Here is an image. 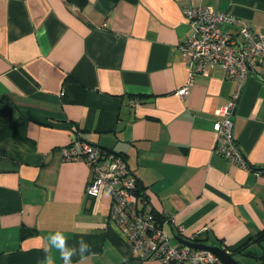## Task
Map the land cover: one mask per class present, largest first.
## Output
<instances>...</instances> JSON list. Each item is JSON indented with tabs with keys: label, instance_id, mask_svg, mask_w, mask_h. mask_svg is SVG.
<instances>
[{
	"label": "crops",
	"instance_id": "0c3cea01",
	"mask_svg": "<svg viewBox=\"0 0 264 264\" xmlns=\"http://www.w3.org/2000/svg\"><path fill=\"white\" fill-rule=\"evenodd\" d=\"M192 1L264 33V0H0V264H63L47 240L58 229L90 245L73 264H162L134 256L107 189L87 194V162L62 159L75 134L126 159L170 233L264 264V240L237 250L264 229V64L232 115L239 165L214 129L236 81L219 66L191 76L180 49Z\"/></svg>",
	"mask_w": 264,
	"mask_h": 264
},
{
	"label": "built area",
	"instance_id": "2783aa9c",
	"mask_svg": "<svg viewBox=\"0 0 264 264\" xmlns=\"http://www.w3.org/2000/svg\"><path fill=\"white\" fill-rule=\"evenodd\" d=\"M184 14L194 29L180 46L188 58L191 76L219 66L226 76L236 81V90L230 101L217 110L215 150L242 165L245 160L235 140L232 115L248 79L249 67L264 64V33L255 31L247 20L210 5H197L192 1L184 6ZM223 24L233 28L226 30ZM188 90L186 84L178 93L184 95ZM131 103L139 104L135 98ZM61 157L87 162L92 171V181L87 187L89 196H99L103 188L109 191L110 219L119 226L127 245L139 260L158 259L162 264H224L210 250L194 248L173 239L168 230L172 218L167 212L153 210L140 190L138 178L122 155L75 134L71 142L61 148Z\"/></svg>",
	"mask_w": 264,
	"mask_h": 264
},
{
	"label": "clouds",
	"instance_id": "9594fccd",
	"mask_svg": "<svg viewBox=\"0 0 264 264\" xmlns=\"http://www.w3.org/2000/svg\"><path fill=\"white\" fill-rule=\"evenodd\" d=\"M47 240L50 246L58 250L63 264H73L74 255L83 256L90 249L89 243L83 237L78 240L77 244L69 245L68 237L59 229L51 232Z\"/></svg>",
	"mask_w": 264,
	"mask_h": 264
},
{
	"label": "water",
	"instance_id": "95a60500",
	"mask_svg": "<svg viewBox=\"0 0 264 264\" xmlns=\"http://www.w3.org/2000/svg\"><path fill=\"white\" fill-rule=\"evenodd\" d=\"M250 68V67H249ZM251 69V68H250ZM95 144V143H94ZM106 150L115 152L114 150H111L105 146H102L100 144H96ZM256 169H259V167H256ZM172 237L175 241L194 247V248H199V249H206L214 252L222 261L224 264H244L241 260H239L236 257V254L238 253L237 251H229L227 250L226 247L218 244V243H206L202 241H196L191 238H187L176 231L172 230Z\"/></svg>",
	"mask_w": 264,
	"mask_h": 264
},
{
	"label": "trees",
	"instance_id": "16d2710c",
	"mask_svg": "<svg viewBox=\"0 0 264 264\" xmlns=\"http://www.w3.org/2000/svg\"><path fill=\"white\" fill-rule=\"evenodd\" d=\"M67 1L77 5L79 8H84L88 4V0H67ZM140 190H141V188H140ZM194 239L197 240L198 236H195ZM262 240H264V229L260 230L247 243H245L242 246L238 247L237 250L240 251V252L246 251V249H247L248 245L251 243V241H262ZM247 252L250 253V254L252 253L250 251H247Z\"/></svg>",
	"mask_w": 264,
	"mask_h": 264
},
{
	"label": "rangeland",
	"instance_id": "374dc122",
	"mask_svg": "<svg viewBox=\"0 0 264 264\" xmlns=\"http://www.w3.org/2000/svg\"><path fill=\"white\" fill-rule=\"evenodd\" d=\"M236 257H237L239 260H241V259H240V256H236ZM244 264H246V263H244Z\"/></svg>",
	"mask_w": 264,
	"mask_h": 264
}]
</instances>
